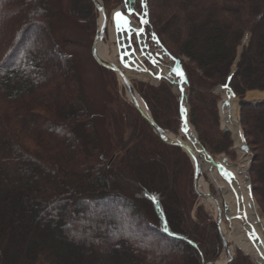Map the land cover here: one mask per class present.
Here are the masks:
<instances>
[{
    "label": "trees",
    "instance_id": "obj_1",
    "mask_svg": "<svg viewBox=\"0 0 264 264\" xmlns=\"http://www.w3.org/2000/svg\"><path fill=\"white\" fill-rule=\"evenodd\" d=\"M55 1L60 20L93 36L91 0ZM45 2L0 0V264L214 262L222 243L199 208L196 220L191 217L196 194L188 156L164 143L112 87V101L102 106L107 132L101 138L76 63L55 41L53 9ZM101 2L110 16L123 0ZM129 2L141 11V0ZM144 2L147 45L158 41L181 74L177 81L184 79L191 91L184 102H190L187 119L199 144L211 155L232 156L229 132L217 123L212 84L222 81L219 87L227 85L235 97L264 91V0ZM102 70L114 87V73ZM173 86L162 79L155 87L140 85L139 94L154 123L176 134L181 112ZM239 110L264 215V100L241 101ZM157 156L167 161L164 169L151 164ZM132 159L140 183L127 178ZM82 229L85 238L76 237ZM149 244L167 249L152 251ZM239 252L228 264H253Z\"/></svg>",
    "mask_w": 264,
    "mask_h": 264
},
{
    "label": "rangeland",
    "instance_id": "obj_2",
    "mask_svg": "<svg viewBox=\"0 0 264 264\" xmlns=\"http://www.w3.org/2000/svg\"><path fill=\"white\" fill-rule=\"evenodd\" d=\"M45 5L47 4V7H51L53 10H50L52 13V18H53V24L54 27L57 28V32L55 31L54 34V38L55 41L58 42V44L61 46V49L69 54L73 61L76 63L77 69H78V73L80 76V82H81V89L83 91V96L85 99V102L87 104V107L92 115V118L95 122V125L98 129V132L101 135V138H105L106 137V132L107 130L104 129V126L102 125L101 121H102V106L105 102H111L112 101V89L115 90V92L118 93V96L127 104H131V102L128 100L127 97V93L126 90L121 82L120 79H118V77L114 74V80H115V86H111L110 88L108 87V81L111 79L110 75L106 73V71L104 72L102 70V68L99 67V65L94 61L92 55H91V48L92 45L94 44V40L96 37V33L98 31V25H99V20H100V14L98 11H96V24H95V31L92 37H90L88 35V33L86 31H84L83 29H80V27L76 26L75 24H68V26L62 21L60 20V14H59V10L57 8L56 5V1H52V0H45ZM101 2V0H99ZM157 2L161 1V0H156ZM219 0H203L204 4L207 3H215L218 2ZM102 3V2H101ZM202 3V4H203ZM103 6V4H102ZM115 10V12H120V10L122 11V6L121 3H119L117 6L113 7ZM120 9V10H119ZM104 10V7H103ZM105 12V10H104ZM113 18V16H112ZM134 19V17H133ZM135 20V19H134ZM177 23L175 24H171L170 26V30L174 33L176 31V27ZM69 28V29H68ZM65 29L69 30L66 31ZM37 31V30H36ZM35 31V33H37ZM116 33V28L113 26L112 20L108 19L107 25H106V29L105 32L103 34V38L101 43L103 44V46L106 47L107 49V57L114 63V64H118V55L119 50H118V44L114 40L112 39V36H114V34ZM129 37L131 38L130 40V44L132 46V50L134 51V54L137 55V57L142 58V60L144 59L143 57H145L144 53L141 52L143 50H141L140 48V42L137 40V37L135 36V34H130ZM247 38L248 36H245L242 44L238 47V53L241 51L242 47L246 45L247 43ZM165 39L166 36H165ZM167 43L169 45V47H171L174 52L178 53L179 57L181 58L182 62H184L189 69L193 70V73L196 75L198 74V71L194 69V65L184 56L182 55V53L179 52V50L177 48H175V46L167 39ZM137 44V45H136ZM143 56V57H142ZM165 58V57H164ZM164 64L169 65L171 64V60L168 58L164 59ZM161 67V72L165 75L168 74V68L166 66H160ZM148 69H151V67H148ZM158 70V69H157ZM159 71V70H158ZM129 81L131 82V85L133 87V90L135 91V93L139 96V98L141 99V101L143 102L140 94H139V87L140 85H143L144 87L146 86H157L159 84V82L152 83L149 79H147L146 81L143 80H139L134 76H129ZM152 79V78H151ZM222 82V81H221ZM221 82L219 83H214L212 84V92L214 95L217 96L216 100H215V107H216V115H217V123L219 128L221 129V118H220V114H219V103L220 101H222L223 98L226 97V93L228 92L226 89L225 90H220L219 85L222 84ZM110 84V83H109ZM172 92L177 95V91L175 89V87H172ZM113 94V93H112ZM185 95L187 96V98L189 97V99L191 98V91L186 89ZM259 97V98H258ZM264 99V91H257V90H252V91H246L241 97H234L235 100V104H236V116H237V122H238V126H239V131L241 133V135L243 136V130L241 128L240 125V102L241 101H247V102H257ZM144 103V102H143ZM205 104V103H204ZM185 106H186V110L188 111L189 108L191 107L190 102L186 103L185 102ZM188 130L190 131V133L194 134L196 137V133L193 127H189ZM222 130V129H221ZM167 131V130H166ZM169 132V131H168ZM229 133V137L231 139V144L232 147L231 149L233 150V154L232 156H225L224 154H217V155H211L210 157L214 163V165L209 168V169H204L203 168V159L202 157L199 155V159H200V164L203 170V181L207 186V192L214 195L215 198L217 199V201L219 202V206H220V210H221V220H220V224L222 222V224L225 227V233H228V235H230L234 230L235 227H232L231 224V220H229L227 218V213H228V207L229 206H235V210H237L236 207V201L234 200H230V199H224L223 197V193L222 191L224 190L225 193L230 194L229 192L232 191V183L234 178L231 176V174L233 176L236 175V177L239 178L240 182L243 185H247L248 189H247V197L249 198V200L251 202L254 203L255 205V209H256V213L255 214V222L256 225L255 227L262 232L263 236H264V215L262 213V210L260 209L258 200L256 199V195H254L253 189L255 190L254 185L252 184V175H251V171H250V161H251V152L248 151V153H244L246 159H247V169H246V174L245 177L242 174L237 173V168L240 166L241 164V160L240 157L243 153L242 150L239 149L238 144L235 141V138L233 136V132L228 131ZM171 135H173L174 137L179 135V133L177 132L176 134L170 132ZM181 139L184 142L189 141V137L188 135H186V133L180 135ZM195 142L199 145L200 149L202 151H204L202 149V147L200 146L199 142L197 140H195ZM103 143V141H102ZM191 147L192 150H195L196 144L191 143ZM248 147V146H247ZM222 159H225V162L223 163ZM133 162V167L131 168V170L128 172L127 178L130 179L131 181H135L140 183V173H138L136 171V165H134L135 161L132 159L131 160ZM190 162V161H189ZM151 164H153L155 166V168L158 169H164L167 166V161L165 159H163L161 156H157L156 158H154L153 160H151ZM191 164V162H190ZM133 169V170H132ZM193 169V168H192ZM215 177L214 180H211L209 178V175H212ZM219 183H223L224 188H222L221 190L218 189V187L216 186ZM246 185H245V189H246ZM193 210L191 211V217L192 219L196 220L195 217V212L197 211V209L199 208L204 215H206L208 217V219H211V221H215L216 218V209L213 207H210L207 203H205L204 201H202L201 198L196 196V199L194 200V204H193ZM99 219V217H98ZM95 223V220H91ZM92 222V224H93ZM215 223V222H214ZM93 227V226H92ZM232 227V228H231ZM93 229V228H91ZM241 231V236L245 239L244 241H251L250 236L248 234V231L245 230L243 227H241L240 229ZM85 230L82 229V231H77L76 233V237L79 238H85ZM102 236V235H100ZM103 237H111L109 235H103ZM137 243V241H136ZM160 243V242H158ZM232 241L229 242V244L231 245ZM166 244L161 245V248H158L156 246H153L152 244L146 245L147 248L151 249L152 251H158V250H163L165 251L167 248L165 247ZM238 247L234 248L233 247V251L231 253L234 252V256L236 253H240L238 251ZM253 249H250L248 253V255L250 256V258L253 261V264H256V255L253 253L252 251ZM176 252V251H175ZM224 256V250H223V246H221V253L219 255V257L215 260L216 262H220L222 260V257ZM214 261V262H215Z\"/></svg>",
    "mask_w": 264,
    "mask_h": 264
},
{
    "label": "bare ground",
    "instance_id": "obj_3",
    "mask_svg": "<svg viewBox=\"0 0 264 264\" xmlns=\"http://www.w3.org/2000/svg\"><path fill=\"white\" fill-rule=\"evenodd\" d=\"M115 11V10H113ZM129 18V17H128ZM102 19L100 18L99 20V27L101 24ZM130 27L131 29L134 28L133 23L130 22ZM129 32V31H128ZM128 32H126L125 30H121L119 33H115L114 36H112V39L117 42L118 44V50L120 55L123 56V63L127 64L128 69L125 70V68L123 67H118L119 70H123V73L125 74V76L127 78H129V76H134L139 80H143L146 81L147 79H149L152 83H157L156 80L151 79V77L147 74V72L144 69L143 66V62L137 57V55H135L132 52L131 49V44H130V38H129V34ZM107 49L105 46H103V44L101 42H98L97 44V54L99 56V59L102 62H105L107 64H111L114 65L116 67L117 64H114L108 57H107ZM123 65V64H122ZM120 70V71H121ZM118 75V74H117ZM119 79V78H118ZM127 93V97L128 100L130 102H135L139 108L146 113L145 108L143 106L142 101L140 100L139 96L133 92L132 95ZM259 98V97H258ZM224 99V98H223ZM229 100V106L227 107H223L222 109L219 110V114H220V118H221V125L224 126L226 129H228V131L233 132V136L235 138L236 143L238 144V146H240V131H239V126H238V122H237V116H236V104H235V100L233 98L230 97ZM264 100V99H263ZM189 137V141L188 143L186 142L187 146L189 148H191V143L196 144L195 150H193L194 154L196 157H199V155L203 158L204 160V152L200 149L199 145L195 142V137L192 133H190V131H188L186 133ZM167 138L170 139L172 142L174 141H180V139H175V137L171 134H166ZM240 160H241V164L240 166L237 168V173L242 174L245 177L246 174V169H247V159L244 155V153L240 154ZM203 168L204 169H209L213 166V163L208 160L205 159L203 161ZM233 174V173H232ZM216 177V176H215ZM215 177L212 175H209V178L211 180H214ZM223 183H219L216 186L218 187V189H222L224 188ZM246 185V184H245ZM245 185H243L239 178L236 177V175L234 176V180L232 183V191L228 193H225L224 190L222 191L223 193V197L224 199H230V200H234L236 201V207L237 210H235V206H229L228 207V213H227V218L229 220H231V224L232 227H235V230L228 235V233H225V227L224 225L220 224V228L221 231L225 234L226 238H227V242L229 243L230 241H232L231 245H228V252H229V256L226 254V252L224 251V256L222 257V260L220 262H218L217 264H223L230 256H232L231 253L233 251V247L236 248L238 247V249L245 255H248L247 252L250 251V249H253V253L256 255V264H264V236L262 234L261 231H259L255 225H256V220H255V214L256 213V209H255V205L253 202H251L249 200V198L247 197V189L248 186L246 185V189H245ZM197 191L202 195L201 199L202 201H204L205 203H207L210 207H213L216 209V204L215 202L209 198L207 196V186L204 183V181L202 179H198L197 181ZM231 227V228H232ZM241 227H243L245 230L248 231V234L250 236L251 241H244L245 239L244 236H241Z\"/></svg>",
    "mask_w": 264,
    "mask_h": 264
},
{
    "label": "water",
    "instance_id": "obj_4",
    "mask_svg": "<svg viewBox=\"0 0 264 264\" xmlns=\"http://www.w3.org/2000/svg\"><path fill=\"white\" fill-rule=\"evenodd\" d=\"M91 2L93 3V5L95 6L96 10L99 12L100 14V18L102 19L101 21V24H100V27H98V31L96 33V37H95V40H94V44L92 45V48H91V55L94 59V61L101 67V68H104V69H109V70H112L114 73L118 74V76L121 78L122 80V83L126 89V91L132 95V93L134 92L133 90V87L131 85V83L127 80V78L125 77V75L122 73V71H120L117 67H115L114 65H111V64H107L105 62H102L100 59H99V56L97 54V44L98 42H101L102 41V37H103V34H104V31H105V27H106V22H107V17L105 15V12L103 10V6H102V3L99 1V0H91ZM119 61L122 62V58L120 57L119 58ZM123 66L125 68H128L127 64H123ZM150 75H153L152 72H149ZM155 78L157 80L160 79V76H155ZM182 82H184L182 80ZM231 96L232 93H230ZM133 106L136 108V110L141 114V116L146 120V122L150 125V127L152 128V130L156 133V135L164 142V143H167V144H171V145H175V146H178V147H181L185 150H187L188 154L193 158L194 160V182H193V187H194V191L196 193V195L198 197L201 198V194L197 191V180L199 179L200 175H201V171H200V168H199V165H198V162H197V159L194 157V155L190 152V150H188V148L185 146L184 143L180 142V141H174L172 142L170 139L167 138L166 134L168 132H166L165 130L159 128L155 123L154 121L152 120L149 112L146 110L145 108V112H143L139 106L133 101ZM229 105V102L227 101H223L221 102L220 104V107H224V106H228ZM186 125V124H185ZM187 126V125H186ZM185 126V127H186ZM185 129V128H183ZM224 132H227L228 129H226L225 127L222 128ZM177 139V137H175ZM247 149V150H245ZM242 150L245 151V152H248V147L247 146H243L242 147ZM207 196L209 198H211L216 206H217V218H216V224L218 226V230H219V237H220V240H221V243H222V246H223V250L226 252V254L229 256V252H228V243H227V240L225 238V236L222 234L221 230H220V227H219V222H220V208H219V205L217 204V201L214 199V197L210 194H207ZM234 258V253L232 256H230L227 261L223 264H228L231 260H233ZM202 264H217V262H210V263H202Z\"/></svg>",
    "mask_w": 264,
    "mask_h": 264
},
{
    "label": "snow or ice",
    "instance_id": "obj_5",
    "mask_svg": "<svg viewBox=\"0 0 264 264\" xmlns=\"http://www.w3.org/2000/svg\"><path fill=\"white\" fill-rule=\"evenodd\" d=\"M127 2H128V0H126V3H127ZM142 2H143V0H142ZM133 12H134V8L129 7V8H128V13L131 14V13H133ZM145 15H146V13H145ZM114 19H115V21H116V24H117V27H118V28L128 30L129 32L132 31V29H131V27H130V21H129V19H128L127 16L123 15V14L120 13V12H116V13L114 14ZM141 22H143V23H147V21H146V20H143L142 17H141ZM142 31H143L142 29H139V30L137 31V35L139 34V32H142ZM245 150H247V149H245Z\"/></svg>",
    "mask_w": 264,
    "mask_h": 264
}]
</instances>
